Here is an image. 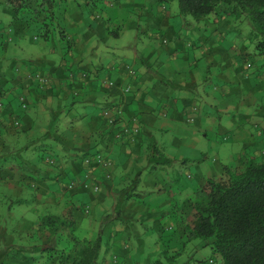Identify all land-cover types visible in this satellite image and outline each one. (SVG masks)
<instances>
[{
    "label": "crops",
    "instance_id": "obj_1",
    "mask_svg": "<svg viewBox=\"0 0 264 264\" xmlns=\"http://www.w3.org/2000/svg\"><path fill=\"white\" fill-rule=\"evenodd\" d=\"M138 1L139 15L141 20L146 17L148 27L137 33L138 50L133 56L135 65L122 63L111 66L116 74L114 82L120 83L117 88L103 84L102 80L105 79L100 78L98 70H93L85 61L84 42L77 43L75 40V34L79 31L77 23L83 21L82 17L77 18L79 12L75 5L68 6L67 11H71L61 16L64 34L58 43L53 40L54 35L49 42L40 43V40L34 41L30 37L28 42L29 30L25 28L24 21L16 19L11 8L0 5V49L3 50L0 51V87L3 96L0 99L7 105L0 114V156L12 154L27 141L51 144L56 151L60 148L61 156L65 153L61 144H65L69 152L82 153L102 150L104 144L112 146L106 139L103 112L115 106L122 109L127 118L138 117L143 123L142 136L136 145H116L112 148L110 155L115 160V167L111 169L113 178L105 179L107 170L103 168L93 171L92 180L98 179L103 184L102 192L96 195L85 188L80 178L83 166L72 159H58L54 167L46 166L39 159H21L16 163L19 167H15V162L10 159L5 167L1 165L4 162L0 158V166H4L0 168V264H36L32 263L36 257L32 247L47 243L45 237L30 242V234H35L36 228H39L35 223L37 217L41 218L46 212L54 214L59 206L66 205L71 209L74 204L81 203L88 205L90 211L88 215H83L81 210L75 208L78 227L82 226L85 218L90 220L92 210L104 204L106 197L114 195L118 180L128 175L140 178L141 170L149 165V159H139V153H143L144 147L153 148L151 153L157 149V134L168 133L182 122L193 125L197 130L207 131L213 116L222 119V115L231 109L234 98L244 99L240 98V90L250 81L245 69L247 64L237 56L243 57L253 48L243 40L244 37H238L236 26L229 19L214 16L196 24L189 22L184 28L176 30L167 0ZM147 4L152 7L150 11L146 10ZM4 14L12 20L9 26L2 24L1 15ZM100 18L98 16L95 22L88 23L91 30L108 28V24ZM179 21L185 23L183 17ZM135 27L138 31L139 25ZM122 33L119 32L117 36ZM87 35L95 36V33L90 31ZM163 37L168 40L167 44L162 43ZM69 39L72 40L70 44ZM129 69L137 72L136 77H131ZM39 70H44L50 76L52 88L41 90L30 80V74ZM231 74L243 75L245 80L236 82ZM259 78L264 83V75H259ZM216 81H222L221 85L225 87L216 86ZM229 81L235 83L234 89L226 84ZM124 86L131 87L132 92L127 94ZM261 89L264 91V87ZM232 93H235L233 97L230 96ZM20 94L27 96V111L19 107ZM224 94H228V98L221 101ZM245 99L247 105L256 104L250 96ZM252 112L260 116L264 113ZM62 114H66V120L60 119ZM190 118L194 119L193 123L186 120ZM245 119L242 114L244 127ZM67 120L74 121L75 125L57 126L59 121ZM240 124L235 123L234 127L240 128ZM245 137L243 134L241 140L248 144ZM11 166L19 170H12L9 168ZM76 178L80 179L78 186L68 187L66 183ZM145 183L149 187H156L150 182ZM132 201L123 205V212L125 209L128 212L138 211L134 219L144 217L145 209ZM131 216L128 213L124 217L120 215L123 221H129ZM121 224L120 237L109 238L106 246L109 253L104 257L101 253L100 260L106 259L113 264H149L153 261L140 256L139 263L132 259L128 246V239L132 236L130 227L125 222ZM99 232L103 235L104 245L106 231L97 228L93 235ZM117 232L118 229L112 231ZM27 235H30L29 239ZM37 264L41 263L38 261Z\"/></svg>",
    "mask_w": 264,
    "mask_h": 264
},
{
    "label": "rangeland",
    "instance_id": "obj_2",
    "mask_svg": "<svg viewBox=\"0 0 264 264\" xmlns=\"http://www.w3.org/2000/svg\"><path fill=\"white\" fill-rule=\"evenodd\" d=\"M168 2L173 26L176 30L180 29V27L184 28V21V24L179 21V19L182 20V17L180 8H178V1L168 0ZM59 4L60 6H57L56 15L54 16L56 21L53 22L55 30L52 28L53 40L58 43L62 39L61 35L64 32H61L63 28L61 16L71 11H67L68 6L72 7L75 5L76 11L79 12L77 18H83L82 22L77 23L79 31L75 34L77 38L75 40H77V43L78 41L84 42L83 56L85 61L91 65L93 70H98L100 78L105 79L102 82L109 84L112 80L113 82L116 80L112 65L119 66L122 63L131 66L135 65L133 56L138 50L137 33L141 30H147L148 27L146 17L141 20V14L139 15L138 0H67ZM151 9L152 7L147 4L146 10L150 11ZM98 16L101 17V21L108 24L107 29L91 30L89 28L88 23L95 22ZM1 19L2 24H5V26H9L12 22L5 14L1 15ZM26 19L25 22L30 25L28 28L24 26L29 31L31 24L33 26L36 24L34 23L36 19H38L40 24L44 20L43 17L33 19L32 16H27ZM186 19L192 24L197 23L191 16ZM250 24L251 22L247 17L243 27L238 22L234 25L236 29H241L251 26ZM136 25H139L138 31H136ZM140 25L142 26L141 29ZM116 29H120L118 33L123 32L119 37L114 33ZM75 30H78V28ZM90 31H93L95 36L91 35L89 37L87 34ZM69 32L74 35L72 31ZM29 37H37L40 43H44L39 34L34 33V30L29 32L28 42ZM143 40L145 41L146 38ZM161 40L163 42L167 39L163 37ZM27 45L30 46L29 43ZM259 62V59L255 60L254 64L256 66L248 71L249 78L247 79L250 82L248 84L245 83L248 86L241 87L240 98L244 99L234 98L231 109H228V113L226 112V114L222 115V119L218 118L217 115L213 116L212 121H209L207 131L197 130L193 125L182 122L179 125L180 128L174 126L168 133L157 134L156 150L167 158L172 159V162L166 163L165 159L157 158L153 160V163L146 166V169L141 170L139 185L130 194H132L131 198L137 203L138 207L145 209L144 214H142L144 217L141 216L138 219H134L136 216L134 214L138 211L128 212L125 209L122 212L123 208H118L117 189L120 188L118 185L115 187L114 195L106 197L104 204L98 205L96 209L92 210V215L89 217L90 220L88 218L84 219L83 222L85 224L78 227L77 236L88 238L94 234L97 228L100 231L105 229L106 235L104 236L102 251L104 257V254L107 255L109 253L106 247L109 238L111 236L114 238L120 237L118 233L121 234L122 232V229H119L122 226V221L118 219V214L124 217L128 213L132 215L130 220L125 222L130 227L132 234L130 239H128V246L131 248L130 256L137 263H139L138 256L148 257L149 260L162 259L165 263H171L168 258L164 257V252L167 255H176L174 264H211L212 260L215 261L214 253L211 247L206 245L205 241L193 240L188 242L187 239L185 241L182 240L180 236L184 235L186 237V222L190 220V216L193 214L192 201L203 197L204 193L200 188L206 184L209 172H212L209 175L220 176L223 166L237 165L244 167L245 161H239L241 156H245L242 159L246 160L254 155H260V152L264 151V136L262 135L264 131V113L260 116V114L256 115L252 112L264 111V98L261 99L264 95V91L261 89L264 87V83L259 81V74L264 75V72L259 73L257 77L255 76L258 73L256 70L259 67ZM231 78L236 82L245 80L243 75L237 74H231ZM221 84L222 81H216V86L222 87L223 85ZM226 84H229L228 86L234 89L235 83L229 81ZM222 89L224 90V88ZM234 95L235 93H232L230 96L233 97ZM248 96H250L251 100H255L256 104L247 105V99L245 98H248ZM224 98H228V94H224L220 100L222 101ZM242 114L246 118L243 122L245 127L242 125ZM66 118V114H62L60 117L61 120H66ZM186 120L189 123L194 122L193 118ZM240 122V128L236 129L234 124ZM256 124L259 126L258 129L255 128ZM58 125L72 127L75 123L67 120L59 121ZM55 126L56 124L53 125L54 130H56ZM243 134L246 136L244 140L249 141L248 144L241 140ZM152 150L153 148L144 147L143 153H139V159L140 157L141 159H149L148 157ZM76 162L79 163L78 160ZM104 178L107 179L106 176ZM146 181L156 187H149L146 185ZM127 183L129 181H126L123 187H126ZM80 204L77 203L76 205L78 206L75 205L74 207H81ZM85 206L89 207L88 205ZM59 207L54 214L46 213L62 216L69 209L66 205ZM80 210L83 212L82 208H79ZM35 223L41 225V218L37 217ZM178 227L180 228V233L178 232ZM36 229L38 230L34 229V235L44 238L45 234L42 235L40 233V227ZM115 229H118L117 234L112 233ZM162 231L163 234H161ZM29 236L27 235L28 239ZM36 255L39 256L40 254L37 253ZM143 258L141 260L146 262V259ZM39 259L41 264L45 263V259L42 257H39Z\"/></svg>",
    "mask_w": 264,
    "mask_h": 264
},
{
    "label": "trees",
    "instance_id": "obj_3",
    "mask_svg": "<svg viewBox=\"0 0 264 264\" xmlns=\"http://www.w3.org/2000/svg\"><path fill=\"white\" fill-rule=\"evenodd\" d=\"M63 1L67 0H0V5L11 8L15 18L24 21L27 28L30 25L25 22L27 16H32L33 19L43 17L44 20L41 24L38 19L34 22L36 23L34 26L31 24L30 31L34 30V33H38L44 42H49L53 35L52 28L55 30L53 22L56 21L54 16L57 6H60L59 3ZM177 1L185 26L189 23L186 19L188 16L193 17L197 23L207 21L214 16L227 18L233 24L241 23V27L246 23L248 17L251 26L237 28V34L238 37H244L243 40L248 41L253 49L244 53L243 57L242 55L237 57L247 64L245 68L248 71L256 66L255 60L259 59V67L256 70L258 73L255 76L264 72V0ZM118 30L116 29L114 32L116 36ZM61 32L63 33L64 30L62 29ZM63 38L65 37L63 36ZM33 40L37 41L39 38L33 37ZM71 41L68 40V44ZM162 43L167 44L168 40H164ZM0 48H2L1 45ZM0 51L3 50L0 49ZM129 70L131 77H136L137 72L133 69ZM29 78L41 90H48L53 86L52 79L44 70L35 71L30 74ZM41 79H47L48 83L42 82ZM110 83H114L115 87L112 86V88L120 86L118 82L111 81ZM103 84L109 86L107 83ZM128 88L130 90L126 91ZM1 90L2 87H0V98L3 97ZM123 90L127 94L132 92L129 86H124ZM263 98L264 95L261 99ZM18 104L22 111L29 109V102L24 94L18 96ZM6 106V103L0 99V114L5 111ZM106 112H109V116L105 115ZM103 117L106 121V139L112 146L104 144L102 150L93 152L90 150L82 153L78 151L69 152L66 145L61 144L65 152L62 157L60 148L58 152L51 144H44L42 141H34L33 143L27 141L21 148L15 149L12 154L0 156L1 162H4L1 165L6 167V161L13 159L15 167H19V164L16 163L21 159H39L46 166L54 167L58 159H72L75 162L78 160L83 166L81 179L90 170L93 172L95 169L106 167L111 170L115 167V160L110 155L112 148L116 145H136L142 136L143 123L138 117L127 118L124 111L117 106L104 110ZM255 128L258 129L259 126L256 124ZM262 135L264 136V131ZM243 157L245 156H241L239 161H245L244 167L223 166L220 176L209 175L212 173L209 172L206 184L200 188L204 193L203 197L192 201L193 214L190 216V220L186 222L187 238L184 235L180 236L182 240L187 239L188 242L193 240L205 241L215 256V261L212 260L211 264H264V151H261L260 155H254L246 160L242 159ZM148 158L149 164L157 158L165 159L166 163L172 162V159L167 158L158 150L151 153ZM88 159L93 160L94 168L85 166V161ZM95 159L100 160L102 164L97 165ZM12 161L9 162L10 165ZM1 167L4 168V166ZM15 167L12 170L18 171L19 169H15ZM110 174L113 178L112 173ZM140 180L137 176L133 178L131 175L118 180V185L120 183L126 184V181H129L126 187L120 186L117 189L118 208L122 209L123 205L132 200L130 192L136 190ZM72 181H79V179H71L66 183L68 187ZM94 183L103 187L102 182L98 179H95ZM30 201L32 200L30 199ZM75 208L71 207L62 216L47 213L41 216L40 233L45 234L47 243L45 245L33 243L35 245L32 247L33 251L40 255H36L32 263L37 264L38 261L40 263L39 257H42L48 264H113L106 259L100 260L104 247L101 232L88 238L77 236L78 221L74 216ZM79 208L83 209L85 215L90 212L89 207L87 208L84 204L77 207V209ZM121 211L123 212V210ZM83 212L81 210V213ZM118 217L122 222H127L122 220L120 214ZM7 227L5 224V229L8 231ZM30 235V242L39 238H36L34 234ZM164 257L168 258L172 264L175 263L176 255L171 256L164 252ZM149 264L168 263L162 259H156Z\"/></svg>",
    "mask_w": 264,
    "mask_h": 264
},
{
    "label": "built area",
    "instance_id": "obj_4",
    "mask_svg": "<svg viewBox=\"0 0 264 264\" xmlns=\"http://www.w3.org/2000/svg\"><path fill=\"white\" fill-rule=\"evenodd\" d=\"M41 81L44 82V83H48V80L47 79H41ZM112 86H114V83H109V87L112 88ZM129 90L130 89L128 88L126 91H129ZM105 115L106 116H109V112H106ZM96 163H97V165H101L102 164V162L100 160H96ZM85 166L88 167V168L93 167V160L92 161H91V159L90 160L89 159L86 160L85 161ZM103 169L104 170H107L106 171V175H105L106 178L108 180L111 179V174H110L111 173V170H109L110 168L109 167L108 168L106 167V168H103ZM92 174H93L92 170L87 171V175H85V177L82 178L81 181L84 184L85 188L91 190V193L98 194V193L102 192V187L99 184L94 183V181L92 180ZM78 183H79V181H72L71 184H69V187H71V188L77 187L78 186Z\"/></svg>",
    "mask_w": 264,
    "mask_h": 264
}]
</instances>
